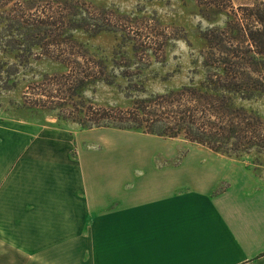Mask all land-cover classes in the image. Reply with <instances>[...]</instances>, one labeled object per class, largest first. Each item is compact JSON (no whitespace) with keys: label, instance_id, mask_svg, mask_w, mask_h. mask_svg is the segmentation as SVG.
Here are the masks:
<instances>
[{"label":"crops","instance_id":"0c3cea01","mask_svg":"<svg viewBox=\"0 0 264 264\" xmlns=\"http://www.w3.org/2000/svg\"><path fill=\"white\" fill-rule=\"evenodd\" d=\"M128 132L0 121V264H264L261 178Z\"/></svg>","mask_w":264,"mask_h":264},{"label":"rangeland","instance_id":"374dc122","mask_svg":"<svg viewBox=\"0 0 264 264\" xmlns=\"http://www.w3.org/2000/svg\"><path fill=\"white\" fill-rule=\"evenodd\" d=\"M33 1L39 4L38 8L52 6L54 16L56 13L57 17L63 14L67 17L66 0ZM33 1L9 0L7 4H0V13L18 9L20 3L29 7ZM80 1L85 3L83 6L90 16L103 19L100 21L109 25V29L69 28L77 43L74 53L62 54L61 47L57 46H34L30 52L19 53L0 39V121L37 128L51 124L81 130L79 119L89 106L127 109L149 95L178 90L190 84L191 78L196 85L204 75L200 62L207 50L204 33L208 28H226L229 36L235 38V22L242 29L255 28L260 26L255 22L257 14L264 18V0ZM66 17L63 19L67 20ZM57 28L59 37L67 36L68 28ZM6 32L0 24V38ZM87 65L92 67L91 76L80 97L61 102L56 98L57 101H50L44 95L43 90H57L75 75L81 76L80 70ZM242 104L264 118V99L242 101ZM128 133L158 137L165 142L166 157L156 158L157 163H175L190 149L207 150L222 158L219 165L247 170L264 182V151L230 157L182 136L160 137L131 130ZM174 148L179 152L171 156Z\"/></svg>","mask_w":264,"mask_h":264},{"label":"trees","instance_id":"16d2710c","mask_svg":"<svg viewBox=\"0 0 264 264\" xmlns=\"http://www.w3.org/2000/svg\"><path fill=\"white\" fill-rule=\"evenodd\" d=\"M1 3L7 4L9 0H0ZM29 3V7L20 3L18 9L0 13V24L7 31L0 39L19 53L30 52L34 46H57L62 54L69 55L77 47L69 28L109 29V25L100 21L103 19L90 16L80 0H66L67 17L64 14L57 17L56 13L54 16L52 6L38 8L36 1ZM255 22L260 26L245 29L235 22V38L229 36L226 28L205 31L207 50L200 62L204 75L196 85L191 78L190 84L178 90L149 95L127 109L89 106L79 119L82 129L111 127L160 137L182 136L230 157L264 151V118L242 104V101L264 99V18L257 14ZM59 26L68 28L67 36L59 37ZM91 68L83 66L81 76L75 75L57 90H43L44 95L50 101L61 102L80 97L81 89L89 82Z\"/></svg>","mask_w":264,"mask_h":264}]
</instances>
